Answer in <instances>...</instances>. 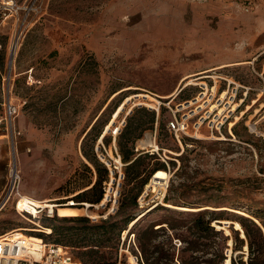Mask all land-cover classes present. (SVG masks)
<instances>
[{"label": "rangeland", "instance_id": "rangeland-1", "mask_svg": "<svg viewBox=\"0 0 264 264\" xmlns=\"http://www.w3.org/2000/svg\"><path fill=\"white\" fill-rule=\"evenodd\" d=\"M17 3L23 8L19 16L0 13L4 62L8 55L11 59L9 49L15 29L26 21L25 33L12 57L13 97L20 110L7 137H0L8 154L0 161V199L9 187L11 164L16 159L19 209L26 207L30 214L18 212L16 196L0 211V235L42 234L45 243L53 244L61 239L69 245L71 256L89 264L84 254L88 251L84 248L85 230L74 221L61 220L66 217L59 216L58 209L78 207L77 216L93 223L115 215L123 194H135L138 184L125 181L127 164L118 150V137L126 131V121L155 119L153 129L148 124L150 129L136 141L140 150L135 151L145 155L149 149L151 155L156 154L159 159L147 158L145 166L150 164L152 169L161 161L167 166L168 176L153 188L148 186L153 175L138 206L119 217L120 225L126 228L119 247L120 264H140L132 259L136 248L147 263L142 247L146 237L149 263L150 249L156 247L174 255L173 264H181L188 257L194 261L212 258L219 247L218 237L201 240L207 245L201 246L208 252L205 256L202 251H190L187 242L195 239L189 231L192 214L203 209L217 211L222 218L213 225L222 226L228 237L227 260L248 264L258 255L259 238L253 237L251 247L250 239L235 222H239L238 216L258 222L264 238V0ZM187 76L197 84L186 86ZM183 86L186 89L178 94ZM200 91L206 93L200 106L209 97L210 107L224 99L231 102L233 112L228 121H217L223 126L221 132L215 130V137L208 132L209 121L199 130L194 128L198 122L195 118L190 121L188 133L198 138H177L167 126L179 108L175 105L184 104ZM129 97L124 111L116 122L112 121L119 105ZM169 102L172 111L163 106L158 118L154 107ZM188 111L180 110L176 115ZM98 119L110 120L105 127L109 131L104 133L110 139L109 145L99 140L95 148L99 160L110 170V181L104 183V200L91 207V203L73 200L98 178L95 169L90 172L85 167L88 161L83 144ZM235 127L239 135L234 133ZM148 135L155 138V150L140 144ZM107 195L110 200H106ZM166 196L182 207L197 210L170 208L165 205ZM159 204L134 228V223H128V216L138 220ZM219 221L235 225L225 228ZM172 225L175 230L170 229ZM49 227L52 232L46 233ZM60 231L65 236L60 237ZM157 257L155 253L152 260Z\"/></svg>", "mask_w": 264, "mask_h": 264}, {"label": "trees", "instance_id": "trees-1", "mask_svg": "<svg viewBox=\"0 0 264 264\" xmlns=\"http://www.w3.org/2000/svg\"><path fill=\"white\" fill-rule=\"evenodd\" d=\"M145 111V110H143ZM155 119L153 121H126V131H123L121 135L118 137V150L122 156L123 163L127 164L125 168V181L129 184L131 183H138L137 184V191L135 194L129 195L127 193L123 194L121 205L118 210V212L115 215H110L106 219H101L98 222L93 223L91 219L84 217V216H77L73 219H69L68 217L62 218L61 220L64 221H74L79 226H82L85 230V236L83 237V241L86 242L84 248L88 251H85V255L88 257L90 261L89 264H120V242L122 233L126 228H123L120 225V221L118 220L120 216L125 215V212L130 207H137L138 206V199L141 196V194L144 191L145 186L149 183L152 176L158 171V170H165L167 171V166L165 163H161V161H158L160 163H157L156 167L150 168V164H147L145 166V160L147 158L150 159H159L156 154H150L146 153L145 155L141 154L137 156L136 153V141L144 134L146 129H150V125L152 124V129L155 125ZM110 123L109 121H98L95 122V124L92 126L91 130L87 133L85 136V139L83 141L84 144V156L86 157L88 164H85V167L88 171L93 172V169H95L98 178L93 183L91 182L89 185V189L80 192L74 197L73 201L76 202H84L86 204H100L106 194V188L104 183L110 181V170L109 168L99 160V158L96 155L95 148L97 145V142L99 140L104 141L106 145H109L110 139L108 135L104 136L105 127ZM101 127V128H100ZM100 128V129H99ZM237 127L234 128V133L236 135H239ZM96 132V133H95ZM95 133V134H94ZM93 137V139H92ZM103 137V139H102ZM92 141L90 149L87 150L86 146L89 144V142ZM170 164L176 165L174 161H171ZM143 167V168H142ZM178 172V171H177ZM176 172V174H177ZM165 203L166 204H172L175 206H181L179 205L178 201L176 199H172L171 197L166 196L165 197ZM84 205V204H83ZM91 206V205H90ZM160 206L157 205L155 208L150 210H156ZM185 207V206H184ZM76 209L78 207H75ZM152 211V212H153ZM185 212V211H183ZM217 211L209 210V209H203L199 211H195L194 214H192L191 218V225L189 227L190 233L194 236L195 239H192L190 241H187L190 245L189 250L195 252L202 251L203 256L208 254L206 249L201 248V246L206 247V243H203L201 240H206L208 238H211L212 236L218 237L219 244L218 249L213 253L212 258H205L202 257L200 259H196L194 261L193 259L183 258L181 261V264H225L227 260V256L225 255V249L226 244L228 241V237H226L223 233V230H218L216 226L213 225L214 221L222 220L221 216H218ZM149 213V212H148ZM128 223H134L133 228L139 223L140 219L137 220L135 218H132L128 216L127 218ZM239 223L241 224L244 232L245 237L250 239L251 244L250 246L253 247L254 242L253 237L257 236L259 238L258 241V249L259 253L256 255L248 264H264V242H263V228L260 227L258 222H254L253 220L238 216ZM50 228V227H49ZM171 230H175L176 227L173 225L170 227ZM153 233L152 229H150V235ZM60 237L65 236L64 231H60L59 233ZM41 238H44V235L39 234ZM146 239L142 243L143 251L146 256V261L144 260V256L140 249L136 248V252H133V254H138V250L141 253L142 260L140 261V264H173L174 255L166 254L164 251H162L161 248L156 247L153 251L150 249V263L149 259L147 258V244ZM152 240L150 236V241ZM237 240H240L237 238ZM55 244L59 246H63L65 248L69 247V245L62 242L61 239H56ZM68 249V248H67ZM155 253L159 254V257L152 260V257ZM165 263H163V261ZM231 264H247L244 261H241L240 263H237L234 259H231Z\"/></svg>", "mask_w": 264, "mask_h": 264}, {"label": "built area", "instance_id": "built-area-1", "mask_svg": "<svg viewBox=\"0 0 264 264\" xmlns=\"http://www.w3.org/2000/svg\"><path fill=\"white\" fill-rule=\"evenodd\" d=\"M22 7L18 5L17 0H0V13L4 15H9V17L19 16L20 11H22ZM19 22V18L17 19ZM26 25V21L22 23L19 28L15 29L14 36L11 41L9 52L11 53V59H9L8 67L3 72L2 81H3V96H4V111L0 115V126H5L6 131H10V127L12 128V121L16 118L19 113L20 107L15 101L13 97V85H12V71H13V54L19 48L21 43V39L25 33L24 26ZM4 50V46L0 42V53ZM207 88L206 85H204ZM203 88V87H201ZM186 87H182L179 90L180 94ZM208 90V89H207ZM206 93L199 92L198 94L192 96L189 100L184 102H194L193 105H189L187 107L184 104H177L175 106H179L176 112H174V117L168 121V129L175 134L177 138L183 137L184 135H189L191 138H198L197 136L190 135L188 130L190 128V121L198 118L195 121V127L197 130L205 123V121H209V131L212 135L216 132H221V128L223 123L218 124L217 121H228L230 114L233 112L231 110V102H225L224 99L219 100V104H212L213 107H210L211 100L210 97L207 101H205L204 105H199L201 101L205 99ZM214 96V95H211ZM234 98V97H233ZM214 99V98H213ZM212 99V100H213ZM193 100V101H190ZM169 105L165 103L159 104V109L157 111H161L163 106H167L172 111ZM198 105V106H196ZM196 106L195 109L193 107ZM221 106V108H219ZM208 107V108H207ZM156 109V108H154ZM180 110H189L188 113L177 116L176 114L180 112ZM201 113H205L200 115ZM215 137V136H214ZM219 137V136H217ZM152 152V151H151ZM18 164L16 159L12 161L11 169H10V184L9 187L5 190V193L0 199V211L4 209L16 196L19 199L16 202V208H18L21 194L19 190V182L20 178L18 174ZM15 170L16 177L14 179L13 172ZM18 176V177H17ZM14 181V182H13ZM42 208H38L41 210ZM39 212V211H38ZM41 212V211H40ZM20 213L30 214L26 211ZM44 241V240H43ZM138 249V248H137ZM34 251L36 255L32 252ZM135 260L140 263L142 260V256L140 251L138 250V254H134ZM0 264H82L77 261L73 256H71L69 250L63 246H59L53 243H40V245L32 249L30 243L27 238L15 237L13 233H6L4 235H0Z\"/></svg>", "mask_w": 264, "mask_h": 264}, {"label": "bare ground", "instance_id": "bare-ground-1", "mask_svg": "<svg viewBox=\"0 0 264 264\" xmlns=\"http://www.w3.org/2000/svg\"><path fill=\"white\" fill-rule=\"evenodd\" d=\"M204 73H205V72H204ZM190 78H191V76H187V77L184 78V81L187 82V83H186V86H187V85H193V84L196 85L197 83L193 82V79L190 80ZM194 80H195V79H194ZM205 85H206V84H205ZM186 86H185V87H186ZM141 96H143V97H145V98H150L151 100H154V99H155V98H153V97L150 96V95H144V94H141ZM220 100H221V99H220ZM193 104H194V102H189V101H188V103H187V102L184 103V106L187 107V106H189V105H193ZM143 145H144V146H146V145L154 146V141H153V140L151 139V137H150L149 140L143 142ZM156 150H157V149H156ZM18 173H19V169H18ZM17 175H18V174H17ZM13 176L16 177L15 170H14V172H13ZM167 176H168V172H167V171H165V170H158V171L154 174V177H153V179H152V182H151L148 186H149V187H153V188H155V186H156L157 184L160 183L159 180H165V179L167 178ZM107 198L109 199L110 197L107 195L106 200H107ZM20 203H21V201H20ZM20 203H19V205H20ZM165 205L168 206V207H170V208L177 209V210H197V209H191V208H188V207L175 206V205H172V204H165ZM88 206H90V205H88ZM28 207H29V206H28ZM37 208H39V207H37ZM153 208H154V207H152V208H150L149 210H147L146 212L142 213V214L138 217V220L141 219L142 217L146 216V214L148 213V211H150V210L153 209ZM16 209L18 210L19 213H20V211L22 212V210H23V211H26V212L28 213V210L26 209V207H25V208H21V209H19V206H18V208H16ZM51 212H53V211L51 210ZM58 214H59V216H61V217H73V216L80 215V211H79L78 209H76V208H59V209H58ZM235 224H236V227H237L239 230H242V232L245 233L244 230H243V228H242V226H241V224H240L239 222H235ZM217 227H218L219 229L222 228V226H218V225H217ZM225 228H227V227H225ZM227 231H228V230H227ZM45 232H46V233H51V232H52V229H51V228H46ZM22 236H23V235H18V236L15 235L16 238H17V237H22ZM24 237L28 239V241H29L30 246L32 247V249L37 248V247L40 245V243H44L43 239L40 238V237H37V236H29V237L24 236ZM32 252L36 255V253H35L34 251H32ZM132 259H133V261H136L133 257H132ZM230 263H231V261H230V260H227V263H226V264H230Z\"/></svg>", "mask_w": 264, "mask_h": 264}, {"label": "crops", "instance_id": "crops-1", "mask_svg": "<svg viewBox=\"0 0 264 264\" xmlns=\"http://www.w3.org/2000/svg\"><path fill=\"white\" fill-rule=\"evenodd\" d=\"M8 63H9V55L7 56V58H6V60H5V62H4V55L2 56V53H0V106H2V111L0 112V115L3 113V111H4V107H3V104H4V96H3V81H2V75H3V72L6 70V68L8 67ZM178 92V91H177ZM119 93V92H118ZM117 93V94H118ZM117 94H114V96L115 95H117ZM172 95V94H171ZM170 95V96H171ZM169 96V97H170ZM176 96V95H175ZM130 99H131V97H129V98H127L121 105H119V107L117 108V112L115 113V114H113V116H114V118H113V120L112 121H115L116 122V120L119 118V116L121 115V113L124 111V109H125V106H126V104L128 103V102H130ZM154 108H156V109H154L155 110V112L157 113V116H158V118L160 117V115H161V113H162V109H161V111L159 112V111H157V107H154ZM156 121V120H155ZM158 121V120H157ZM113 126V125H112ZM119 131H120V129H119ZM118 131V132H119ZM6 128H5V126H0V137H3V138H5V137H7V134H6ZM104 133H106L107 134V130L104 132ZM105 136V135H104ZM151 137V139L152 140H155V138H154V136L153 135H148V136H146V138H145V140L144 141H141L140 142V144L142 143L143 144V142H145V141H147V140H149V138ZM103 138V137H102ZM146 146H150L151 148H153L154 150H155V148L153 147V146H151V145H146ZM136 150L139 152V148H136ZM147 152H150V150L148 149L147 150ZM142 153L140 152V153H137V156H139V155H141ZM8 154H7V147L4 145V142L2 141L1 142V139H0V161L1 160H4V158L7 156Z\"/></svg>", "mask_w": 264, "mask_h": 264}, {"label": "water", "instance_id": "water-1", "mask_svg": "<svg viewBox=\"0 0 264 264\" xmlns=\"http://www.w3.org/2000/svg\"><path fill=\"white\" fill-rule=\"evenodd\" d=\"M109 130L107 129V132H108ZM112 174H113V172H112ZM108 200H110V199H108ZM94 205H91V207H93ZM104 206V205H103ZM219 224H224L225 225V227H228V226H230L231 224H233V225H235L234 223H229V222H226V223H223V222H221V221H219L218 222ZM218 229V228H217ZM218 230H224V228H222V229H218ZM237 230V229H236Z\"/></svg>", "mask_w": 264, "mask_h": 264}]
</instances>
